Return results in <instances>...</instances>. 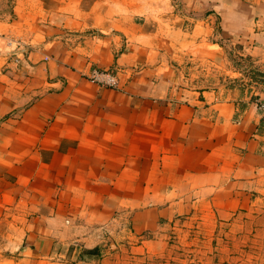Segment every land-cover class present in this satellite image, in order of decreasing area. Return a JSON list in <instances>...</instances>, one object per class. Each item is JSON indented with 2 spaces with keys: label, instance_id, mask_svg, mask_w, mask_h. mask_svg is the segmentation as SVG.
Instances as JSON below:
<instances>
[{
  "label": "crops",
  "instance_id": "obj_1",
  "mask_svg": "<svg viewBox=\"0 0 264 264\" xmlns=\"http://www.w3.org/2000/svg\"><path fill=\"white\" fill-rule=\"evenodd\" d=\"M0 35V219L23 261L264 232V0H0ZM197 48L244 64L187 86Z\"/></svg>",
  "mask_w": 264,
  "mask_h": 264
},
{
  "label": "rangeland",
  "instance_id": "obj_2",
  "mask_svg": "<svg viewBox=\"0 0 264 264\" xmlns=\"http://www.w3.org/2000/svg\"><path fill=\"white\" fill-rule=\"evenodd\" d=\"M213 19L222 18L218 14ZM232 59L244 64L242 60H237V56H232L226 68L222 57L205 54L203 49L197 48L190 52L185 50L177 63L183 68V80L187 86H202L222 82L225 78L228 81ZM245 232L236 233L231 231V227L228 235L222 237L217 232H205V236L201 234L194 241L190 250L167 249L160 256L145 258L134 264H264V232L259 235ZM14 235L17 234L10 221L0 219V264H104L98 249H85L78 244L58 246V252L49 257L23 261L22 249L13 246Z\"/></svg>",
  "mask_w": 264,
  "mask_h": 264
},
{
  "label": "built area",
  "instance_id": "obj_3",
  "mask_svg": "<svg viewBox=\"0 0 264 264\" xmlns=\"http://www.w3.org/2000/svg\"><path fill=\"white\" fill-rule=\"evenodd\" d=\"M12 42L16 43L14 40L10 41L9 39H5L3 35H0V50L4 47V45L13 44ZM14 50V49H13ZM12 51V50H11ZM117 70L115 68H98L93 67L91 71L88 73L87 77L91 81L98 83L99 85H105L114 87L116 86ZM257 106L258 108L264 112V93L261 98L257 99Z\"/></svg>",
  "mask_w": 264,
  "mask_h": 264
}]
</instances>
